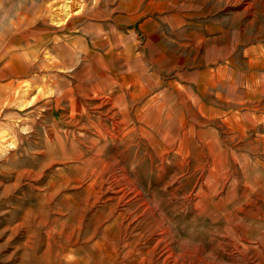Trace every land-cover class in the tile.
<instances>
[{
    "label": "rangeland",
    "instance_id": "obj_1",
    "mask_svg": "<svg viewBox=\"0 0 264 264\" xmlns=\"http://www.w3.org/2000/svg\"><path fill=\"white\" fill-rule=\"evenodd\" d=\"M60 1L73 0H0V49L20 41L10 23L30 16L22 37L26 70L13 68L0 81V264H71L69 254L88 264H133L161 238L160 250L169 243L181 254L189 235L204 251L181 264H231L233 239L248 248L244 264H264V186L244 200L246 175L227 157L221 174L237 182L235 199L222 205L220 196L196 213L190 194L200 192L210 159L178 165L174 150L162 164L133 132L140 118L134 113L127 122L108 102L123 88L130 110L164 96L174 113L184 98L188 134H214L222 149L264 177V0H79L83 11L59 26L53 18ZM87 65L100 70L98 92L83 75ZM27 82L37 84L22 94ZM49 86L53 96L43 94ZM60 145L87 159L97 153L101 169L82 175L78 162L61 158ZM125 175L142 196L134 197ZM82 180L93 184L92 194ZM237 209L244 212L235 224L247 240L226 229L225 215ZM167 226L171 234L161 235ZM101 240L116 245L117 261L98 259L93 247Z\"/></svg>",
    "mask_w": 264,
    "mask_h": 264
},
{
    "label": "bare ground",
    "instance_id": "obj_2",
    "mask_svg": "<svg viewBox=\"0 0 264 264\" xmlns=\"http://www.w3.org/2000/svg\"><path fill=\"white\" fill-rule=\"evenodd\" d=\"M82 4H81V2L79 0H75V1L73 0L72 4H70V2H68V3L64 2V4L62 3L61 4V5H63L62 9L57 11V16L55 15V12L52 14V16H56V17L53 18V23H56L59 26H62L63 24L67 23L69 18L74 17V15H77V14H79V12L83 11V8H84L85 5L83 6ZM61 5H60V7H61ZM28 17H30V16L27 13H23L20 16H18V18L16 17L15 22L12 21L13 23H10V25H13V31L14 30L16 31V33L14 34V38H17V37L20 38L21 37L20 41H13L14 43L12 45H10V42H7L6 44H8L9 46H7V48L0 49V60L3 57H5V56H7V57L10 56L9 57V59H10L9 62L11 64V66L15 69V71H17L19 69L26 70V68H24L22 66V64H23L24 61H26V58H28V56H27L28 54H26L25 50H23V49L21 50L20 48L16 49L15 47H17L18 45L21 46L22 41L25 38V33L27 32L26 31L27 30L26 22L28 20ZM22 37H24V38H22ZM99 71L100 70H94L93 71L92 67L90 65H87V67L85 68V71L83 73L84 77H87V76L90 77L87 80L92 81L91 87H92L94 92L100 91V88H101V86L99 84H95V81L99 82V78L102 76ZM80 75L82 76L81 72H80ZM135 78H138V77L135 76ZM37 81H39V80H37ZM33 84H37V83H31L30 84V82H29L27 84L28 88L24 87L25 89H24L23 93L21 91H19V92H21L22 94L27 93L28 89H30L29 86H31ZM132 84H134V83H132ZM11 87H12V85H9L7 90H9V93H13L14 94V92H12L13 88H11ZM148 87H150V86H148ZM121 89L123 91H122V93H120L117 96V98H115V102H112L111 100H108V102L109 103L111 102L113 104L116 103V105L120 108L119 109V114L122 117H124L125 121L130 122L131 121V117H133L132 114H134V113L136 114V118H138V117L140 118L139 120L141 121V125H140V127L137 130L134 129L133 132H136L135 133L136 135H138L139 137L141 136L143 138V141L146 143V146L148 147V149L151 150V153L153 155L157 156V158L162 162V164L165 162L164 161V157L167 154L173 152L174 150H176L175 157L177 156V158L179 160L178 161V165H184L188 158H194V159H200L201 158L202 159V158L205 157V158H209L210 159L209 163L211 164L210 167H212V168H210L208 166V168L206 169L207 170V175L201 174L199 179H198V183L200 184V187H201L200 188V192L197 193V194H194V193L190 194V198L191 199L196 200V201L198 200V202L194 205V211L196 213H200V214L205 213L208 209H210L212 207L213 200L219 198L220 196H221V198H220L219 203L222 204V205H225L227 203L229 204L235 199L237 188L239 187L237 182L236 183L233 182V181L231 182V178L229 176H223L221 174L222 166L227 163V160H228V159L226 160L227 157L230 159V161L235 166L240 165L241 166L240 168L242 169V171L246 175L245 176L246 177L245 178L246 179L245 180V184L244 185H240L241 189L243 190L244 200H249V198H251V196H252V194L254 192L257 193L258 190L262 189L261 187L264 186V177L261 176V174H260L261 172H259L256 169V167L253 168L252 165H248V164L243 163V161H241L239 158H236L234 155H231V154L229 155V153L226 152V150L221 148L220 143H219V139L217 138V136H215L214 134L213 135H208L207 133H203L202 131H197L196 133H192V134H190V133L188 134L185 131V128H184V116L181 114V111H180V110H182L183 106L184 107L186 106L184 98L181 99L180 105H178L176 107V111L174 113L167 112V110L171 109V106H173V102L171 104L168 102L170 104L169 105L166 102V100H168V99L165 98L164 96H162L161 98L158 97L159 98V100H158L159 102H156V100L158 99L157 96H155L153 99H151V101L149 100L150 103L148 104V106L146 105L145 109L143 108L144 109L143 111L139 107L136 108L135 110L134 109L130 110L129 105L125 102L126 93H124V92H127V91L125 89H123V88H121ZM53 93L54 92L52 91V89L50 87L48 89V91L46 93L44 92L43 94L52 95ZM68 93H69V89L64 92L63 97L67 98L68 97ZM55 94H57V93L55 92ZM17 96H19V94H17ZM135 96L136 95H134L133 97H135ZM138 96H139V94H138ZM57 103H59V100H57ZM168 107H169V109H167ZM237 116H235V117H237ZM256 117H260V116H256ZM254 119H256V118L254 117ZM261 120H262L261 123L264 124V119L262 118ZM240 121H241V119H240ZM231 122H232V120H231ZM99 123H101V122H99ZM133 125H135V124H133ZM239 125H241V124H239ZM244 125H245V123H244ZM249 126L252 127V125H249ZM234 127H232V128H234ZM242 128H246V127L243 126ZM247 128H248V126H247ZM154 130H156L155 133H154ZM13 147H14V144L13 143H9L8 148H13ZM59 148L62 150L61 158H67L66 160H73V161H76V162L79 163V165H76V169L79 170L82 175H84V174H86L88 172L90 174V176H93V175L97 174V172L101 169V166L103 165L101 162H99L100 161V157H99L100 155H98L97 153H95L92 158H88L87 159V158H84L83 155L80 154L79 152L73 151V153H68L65 150V147H63L62 145H60ZM52 158H54V157H52ZM80 161H82L83 163H81ZM83 164H85L89 169L88 168L87 169L83 168L82 167ZM104 166L106 168H108V169L110 168V167H107V165H104ZM109 166H111V165H109ZM263 166H264V164H263ZM113 167H111V168H113ZM102 172H103V170H102ZM104 173H105V171H104ZM129 175H125L126 181L129 182L131 190H132V193L134 194V197L138 198V197L142 196V193L138 189V187H137L138 185L136 186V184H135L137 182H133V181L129 180L130 179L128 177ZM120 178H122V177H120ZM94 179H95V177H94ZM172 179H174V178H172ZM117 181H118V179H117ZM228 183H230L229 187H227V191L228 192L225 193V195H224V191L226 190V185ZM80 184H82L81 186L83 187L84 192H86L87 194L88 193L92 194L93 184L85 186L84 180H82ZM126 186H128V185H126ZM194 189H196V188H194ZM100 190H102V189H100ZM116 191H118V190H116ZM144 194H145V192H144ZM129 195H130V193L129 194L125 193L124 195L121 196V198L120 197L119 198L121 200H125ZM95 197L96 196H94V198ZM99 197H98V199H99ZM186 197H187V195H186ZM87 200H88V198H87ZM148 202H149V200H148ZM252 204H253V202H252ZM254 204H255V202H254ZM113 207L114 206H112V208ZM149 211L153 214V216H155V214H157L156 213V211H157L156 208H155V210L154 209H149ZM257 211L259 212V210H257ZM242 212H244L243 209H237L236 211H234L232 213L231 212H227V214H226L227 216L225 215V223L227 224L226 229L229 231V233H231L232 231H235L236 234H238V236H240L244 240H247L246 239L247 236L240 231V229L238 228V224H235V221L238 218V214H240ZM254 213H255V211H254ZM142 214H143V212H142ZM102 218H104V217H102ZM135 218H137V217H135ZM78 223H79V220H78ZM120 231H121V229H120ZM68 232H69V230H68ZM73 232H74V230H73ZM159 233L161 235H167L168 236V235L171 234V229L168 226L167 227H162L160 229ZM68 235H70V234H67V236ZM171 239H170V241H172L174 238L172 240ZM194 239L195 238H194L193 235H189L187 237V240H184L185 243L183 245L181 244L182 245V253L180 254V253H176V251H174V249L172 247V244H169V243L164 245L162 250H160V248L162 247V240H163L161 238L160 240H158L152 246V248H149L147 250V252L141 253V256L139 257V259L137 261H132V262H133V264H181L182 261H185L187 257L192 256L193 254L199 253V252L202 251V245L195 244L194 243ZM93 250L95 251L98 259H103L104 261L108 260V261H110L112 263L114 261H117L118 258H119V255H118L117 249H116V245L113 244V243H109V241H106V240H101L97 244H95L94 247H93ZM232 251H233V254H238L241 257V259L237 260L234 257V255L232 254L231 255L232 256V260H230L231 264H244L245 257L247 256V253H248V248H246V247L243 248V245H240L235 239H233ZM67 259H68V262H70L71 264H88L84 259H81V258H79V257H77V256H75L73 254L67 255ZM94 259H96V258H94ZM88 261L91 262L92 260L89 259ZM202 262H203V264H208V263H206V260H203ZM259 263L260 262H258V264Z\"/></svg>",
    "mask_w": 264,
    "mask_h": 264
},
{
    "label": "crops",
    "instance_id": "obj_3",
    "mask_svg": "<svg viewBox=\"0 0 264 264\" xmlns=\"http://www.w3.org/2000/svg\"><path fill=\"white\" fill-rule=\"evenodd\" d=\"M14 40H12V41H6V43L7 42H10V45H12L14 42H13ZM19 46V45H18ZM17 46V47H18ZM16 47V48H17ZM19 47H21L20 49L22 50L23 49V46H22V44H21V46H19ZM9 57L10 56H8V58H7V60L5 61V63L3 64V65H0V81L4 78V77H6V76H8V75H10V74H12L13 73V67L11 66V64H10V59H9ZM13 84V81L12 82H10L9 84H8V86L9 85H12ZM0 87H3V86H1L0 85ZM262 89H264V88H262ZM0 93H2V90H1V88H0ZM5 96L7 97V87H5ZM10 97H11V95H10ZM253 115H255V114H253ZM252 114H250L249 116L251 117V116H253ZM256 117V116H255Z\"/></svg>",
    "mask_w": 264,
    "mask_h": 264
}]
</instances>
